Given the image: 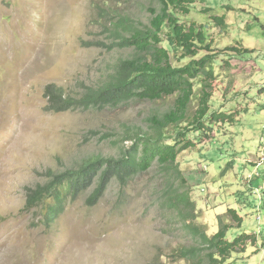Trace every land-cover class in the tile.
I'll return each instance as SVG.
<instances>
[{"label": "rangeland", "instance_id": "1", "mask_svg": "<svg viewBox=\"0 0 264 264\" xmlns=\"http://www.w3.org/2000/svg\"><path fill=\"white\" fill-rule=\"evenodd\" d=\"M150 8L159 2L0 0V264H77L80 255L83 264H188L178 255L198 245L182 221L194 211L192 223L210 235L228 225L230 240L256 238L231 262L264 264V0L194 1L182 17L205 31L218 64L228 65L213 83L211 111L234 114L208 136L189 135L198 144L177 160L187 186L155 164L125 186L114 181L96 205L88 202L94 186L69 199L51 225V202L27 207L30 189L95 157H119L133 145L130 136L148 134L152 119L173 109L177 96L55 112L46 97L48 85L79 98L110 80L137 55L115 46L128 30L114 34L112 24L119 16L147 27ZM232 47L242 52L220 55ZM195 89L191 116L201 96ZM179 193H189L194 208L170 205ZM229 209L242 217L241 228Z\"/></svg>", "mask_w": 264, "mask_h": 264}, {"label": "trees", "instance_id": "2", "mask_svg": "<svg viewBox=\"0 0 264 264\" xmlns=\"http://www.w3.org/2000/svg\"><path fill=\"white\" fill-rule=\"evenodd\" d=\"M156 1L160 8H150L152 18L149 26L138 28L129 19L119 16L118 21L112 24L114 34L128 30V36L118 35L120 37L115 46L132 49L137 55L122 61L110 80L98 87L88 88L79 98L67 97L63 89L56 85L46 87V97L55 108L50 110L55 112L75 108L106 109L130 100L158 101L177 96L173 109L162 118L152 119L151 132L129 137L133 145L122 151L119 157H95L77 169L56 175L49 185L29 190L28 208L51 202L45 208L46 222L50 225L63 213L69 199H77L94 186L88 202L96 205L114 181L125 186L155 164L167 169L187 186L177 160L183 152L198 144L189 135L203 132L204 136H208V132L213 133L220 122H234L233 113L211 111L210 105L213 83L221 80V70L228 68L227 63L223 61L224 65L218 64L219 53L213 50L214 42L208 40L201 27L194 23L187 24L182 19L191 13L194 1L205 0ZM211 19L218 25H226L224 16H213ZM221 51L222 56L225 52H242L235 47ZM197 84L200 85L201 96L191 116L190 107L194 103ZM113 146L117 148L119 143L114 142ZM168 201L177 209L178 206L194 208L195 205L189 193L175 194ZM262 210L264 216V199ZM187 214L182 221L186 230L198 241L197 246L179 252L180 260L188 264H234L231 262L232 256L242 251L243 244L246 245L250 239L252 244L257 242L255 237L246 233L230 240L228 225H222L215 234L210 235L192 223L197 219L195 211ZM227 215L237 221L238 228H241L243 221L237 210L229 209ZM262 246L264 248V239Z\"/></svg>", "mask_w": 264, "mask_h": 264}, {"label": "bare ground", "instance_id": "3", "mask_svg": "<svg viewBox=\"0 0 264 264\" xmlns=\"http://www.w3.org/2000/svg\"><path fill=\"white\" fill-rule=\"evenodd\" d=\"M77 260H78V258H77ZM77 264H83L82 255H80V259L78 260V263Z\"/></svg>", "mask_w": 264, "mask_h": 264}]
</instances>
